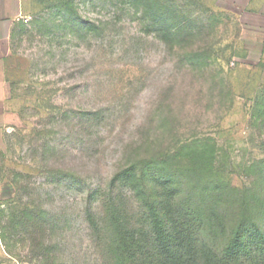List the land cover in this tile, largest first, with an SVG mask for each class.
I'll return each mask as SVG.
<instances>
[{
    "label": "rangeland",
    "instance_id": "obj_1",
    "mask_svg": "<svg viewBox=\"0 0 264 264\" xmlns=\"http://www.w3.org/2000/svg\"><path fill=\"white\" fill-rule=\"evenodd\" d=\"M210 4L26 0L5 59L0 264H159L143 214L165 184L196 249L264 230V17ZM251 253L235 264H264Z\"/></svg>",
    "mask_w": 264,
    "mask_h": 264
},
{
    "label": "trees",
    "instance_id": "obj_2",
    "mask_svg": "<svg viewBox=\"0 0 264 264\" xmlns=\"http://www.w3.org/2000/svg\"><path fill=\"white\" fill-rule=\"evenodd\" d=\"M116 177L122 180H135L136 174L127 171ZM163 188V200H150L145 195L146 210L143 214V220L151 229L150 243L158 251L159 264H235L236 261L244 254L250 255L251 251H264V230L260 229L257 224H250L236 231L230 238L222 256L206 249H196L195 246L185 242L176 231L174 218L179 214L172 209L169 204L173 199L172 192ZM138 233L128 235L132 242L129 257H133L146 246V241L137 237ZM184 250L186 252H184ZM147 257L145 262H149Z\"/></svg>",
    "mask_w": 264,
    "mask_h": 264
},
{
    "label": "crops",
    "instance_id": "obj_3",
    "mask_svg": "<svg viewBox=\"0 0 264 264\" xmlns=\"http://www.w3.org/2000/svg\"><path fill=\"white\" fill-rule=\"evenodd\" d=\"M210 12H255L264 17V0H210ZM26 0H0V113L5 112L9 83L5 76V59L11 33L25 21Z\"/></svg>",
    "mask_w": 264,
    "mask_h": 264
}]
</instances>
